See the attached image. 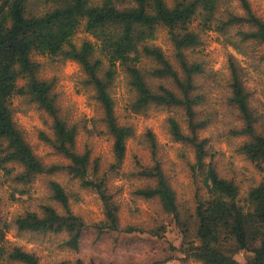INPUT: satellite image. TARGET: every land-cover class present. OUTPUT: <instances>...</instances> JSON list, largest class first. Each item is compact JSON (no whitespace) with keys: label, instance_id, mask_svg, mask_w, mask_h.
I'll return each mask as SVG.
<instances>
[{"label":"trees","instance_id":"trees-1","mask_svg":"<svg viewBox=\"0 0 264 264\" xmlns=\"http://www.w3.org/2000/svg\"><path fill=\"white\" fill-rule=\"evenodd\" d=\"M45 1L52 6L37 13L31 8V0H0V185L12 186L15 198L16 194L27 193L38 175L67 171L100 196L104 219L93 225L98 237L107 232H165L164 225L148 230L133 225L121 227L119 204L107 188L109 174L99 175L96 160L91 176L89 151L76 150L77 124L61 115L54 82L40 77L41 64L34 55L61 57L81 65L85 83L95 90L101 104L106 131L113 138L112 172L120 171L127 141L134 136L133 126L119 123L112 96L121 70L134 94L133 112L145 113L151 107L183 110L186 130L175 117L169 118V129L176 141L193 149L192 170L199 184L194 214L185 219L157 155L155 137L148 132L153 163L136 162L137 169L130 173L147 183L134 193L159 200L183 234L182 249L187 257L202 264H264V179L241 196L238 184L218 171L210 153V138L200 135L210 123L203 111L208 94L202 81L209 72L203 61L189 57L205 44L204 34L212 30L241 54L257 51L264 63V18L255 12L250 0H172L171 4L167 0ZM81 28L94 40L75 43L73 37ZM160 28L166 30L174 59L153 42ZM227 64V102L239 121L230 133L243 138L238 152L264 170V110L252 104L245 67L237 57L229 54ZM15 96L35 103L52 117V135L42 132L40 137L68 159L66 164H46L34 152L14 120ZM48 187L62 211L42 204L40 211L28 210L7 222L0 198V264H41L36 252L7 238L11 229L19 234L62 235L63 247L80 249L84 219L73 211L70 195L59 181L49 180ZM238 254L244 259H238ZM74 264L86 263L78 258Z\"/></svg>","mask_w":264,"mask_h":264},{"label":"rangeland","instance_id":"rangeland-1","mask_svg":"<svg viewBox=\"0 0 264 264\" xmlns=\"http://www.w3.org/2000/svg\"><path fill=\"white\" fill-rule=\"evenodd\" d=\"M172 3V0H167ZM253 9L264 18V0H250ZM234 4H237L236 1ZM52 6L45 0H31V8L37 13L44 12ZM205 44L196 51L190 52L191 59H200L209 72L202 79L208 100L203 111L210 117L209 125L200 132L201 137H209L210 153L220 174L233 179L240 188L241 196L258 185L264 179V170L238 152L242 137H234L230 130L238 126L236 111L228 105L229 78L228 56L233 54L245 67L246 85L252 92V104L264 110V63L260 62L258 52L251 50L244 55L226 44L224 36L216 31L204 34ZM84 39L94 38L81 28L73 37L80 45ZM156 45L174 59L173 46L168 39L166 30L160 28ZM40 62V77L54 82L53 93L61 115L69 122L77 124L76 150L90 153V173L93 176L95 161L99 163V175L109 174L107 188L113 199L119 204L121 227L130 225L145 229L166 226L160 235L148 232L127 233L107 232L98 237L94 224L104 219L103 203L99 194L92 188L84 187L78 178L67 171H58L51 175H38L27 187L24 195L12 197L13 187L0 185V198L4 220L13 222L19 214L28 210L40 211L42 204H51L59 211L62 208L49 191V180L59 181L70 195L73 211L81 216L86 228L79 250H71L62 246V235L23 233L11 229L7 238L26 250L34 251L40 257L41 264H70L81 258L86 264L95 261L98 264H202L193 257H187L182 249L183 234L171 215L165 213L158 199H145L134 193L135 189L147 183L146 180L135 178L130 172L136 168L139 160L143 164H152L153 157L148 143V132H151L157 143V155L162 163L165 174L175 189L181 206L183 217L189 219L196 207V191L199 186L193 173L194 151L191 147L176 141L169 129V118L175 117L186 130L183 110L178 107H151L145 113H135L131 108L134 98L127 85L123 72L120 70L112 96L115 100L117 119L121 124L134 128V136L127 141L124 162L119 172L110 171L115 162L113 138L106 131L102 120L103 110L95 96V90L85 83L86 74L81 65L74 60L48 55H34ZM15 109L14 120L30 142L34 152L45 162L66 164L68 159L54 149L40 134L52 135V117L21 96L12 99ZM2 174L3 171H0ZM237 258L243 260L242 254Z\"/></svg>","mask_w":264,"mask_h":264}]
</instances>
